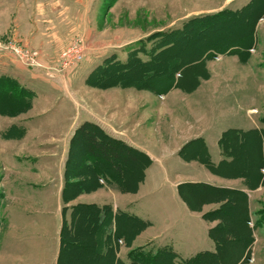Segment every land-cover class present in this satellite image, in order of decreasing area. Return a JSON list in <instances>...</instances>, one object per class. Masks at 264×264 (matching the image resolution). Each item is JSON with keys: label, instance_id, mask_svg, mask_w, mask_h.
<instances>
[{"label": "rangeland", "instance_id": "1", "mask_svg": "<svg viewBox=\"0 0 264 264\" xmlns=\"http://www.w3.org/2000/svg\"><path fill=\"white\" fill-rule=\"evenodd\" d=\"M250 1L0 0V59L5 60L6 54L14 63L6 68L0 64V76L14 77L21 88L35 95L28 112L11 113L0 105V111L4 110L0 113V264H20L12 262L15 251L11 250L16 249L19 230L25 225L39 241L30 236L32 241L22 242L20 249L25 247V253L32 259H47L45 249L54 236L51 222L54 221L55 193L60 195L62 215L68 212L70 221L73 212L68 204L76 200L75 196L83 191H97L99 186L93 175L82 183L93 171L88 166H80L83 176L75 178L77 184L82 181L79 186H67L66 194L61 189L67 180L64 174L73 133L85 121L96 124L95 115L100 114L102 119L113 118L115 123L123 124L134 139L138 137L144 142L151 139V134H166L164 124L184 117L188 120V131L202 132L208 146H214V151L210 150L213 163L218 162L217 138L220 137L209 132L213 121L219 119L223 131L262 128L264 0ZM244 5L248 8L239 17L229 12ZM212 13L217 14L201 17ZM253 27V48L241 59L231 47L237 41L247 40L248 29ZM113 44L116 46L112 47ZM157 46H170V49L146 68L145 75L140 70L133 75L128 84L138 87L137 92L131 91L135 94L103 87L98 83L101 80L98 75H91L88 82L89 74L103 60L115 57L124 62L127 54L139 47L145 49L140 57L146 61ZM18 52L24 56L22 60ZM155 67L161 71L154 70ZM174 72L180 74L177 81ZM49 83L55 84L54 88L49 87ZM191 83L194 88L188 89ZM159 86H163V90L156 92ZM0 99L5 105L4 94ZM214 100H221L224 105L216 111L215 118L210 119L206 107ZM231 106L238 108L233 112ZM165 113H174L173 118ZM219 113H232L236 117L218 116ZM247 132L250 142L239 147L233 145L230 163L221 162L196 176L203 181L200 185L203 190L199 188L202 192L194 196L196 184L186 180L174 187L181 198L184 192L189 211L193 210L195 197L206 204L202 220L208 223V234L216 242L209 239L207 232L204 238L215 244L218 257L215 261L203 258L201 264H264V148H258L255 132ZM158 149L161 150L160 144ZM83 150L82 145L74 143L68 166L70 172L77 169L72 164L78 163ZM192 152L188 145L182 151L188 157ZM177 155L181 156L180 150ZM196 167H200L199 164ZM205 178L213 184L206 183ZM158 189L165 195L164 209L169 210L167 206H174L175 193L171 182L158 183ZM150 190L154 189L147 182L139 194L127 196L133 197L129 211L144 220L145 212L147 219L150 218ZM137 192L138 189L129 193ZM189 192L192 196L187 195ZM248 200L251 213L255 215L249 226L244 221ZM201 211L203 208L196 212ZM215 211L219 212L214 220L206 219L210 218L206 213ZM144 224L141 228H148V224ZM214 227L216 230L210 233ZM159 229L158 226L149 228L143 237L153 236ZM74 233L70 243L86 245L83 251L77 250V246L69 250L70 254L65 256L64 253L62 264L71 257L72 264H86L83 259L87 254L83 253L91 248L88 253L92 259L96 252L92 235L77 229ZM210 245L211 249L201 250L214 251V245ZM120 251L122 261L128 262L124 245ZM182 258L180 254L178 260ZM91 259L90 264H109Z\"/></svg>", "mask_w": 264, "mask_h": 264}, {"label": "crops", "instance_id": "2", "mask_svg": "<svg viewBox=\"0 0 264 264\" xmlns=\"http://www.w3.org/2000/svg\"><path fill=\"white\" fill-rule=\"evenodd\" d=\"M114 46L116 45L113 44L112 47ZM107 50L103 53L106 54L108 52ZM0 64L5 66L6 68L9 67L10 65L12 66V64L14 63L5 54V60L2 61V59H0ZM100 64H102V62ZM48 86L54 88L55 84L49 83ZM112 89L123 90V92H126L128 94H135V93H131V91L137 92V90L134 88H127V89L112 88ZM223 105L224 103L221 100H214L213 102L208 103L206 107V109L209 111L208 118L214 119L217 114L216 111L219 108H223L222 107ZM236 108H238V106H235V108L234 106H231V111L234 112ZM165 114L169 115V118L171 119L173 118L172 116L174 113H165ZM190 114L192 115L193 113ZM225 114L230 115L233 118L236 117L232 113H219L218 116H224ZM95 117L97 121L96 124H98V126L101 129H103L106 134H108L109 136L115 139H120L130 147H133L139 151L144 152L146 155L149 156L151 160L150 166L147 167V169L145 170L144 180L137 188L138 189L137 193L123 194L118 190H116L115 188L105 185L104 182L100 180L98 184L99 187L96 188L97 191H94L95 189L90 190V192L83 191L82 194L75 196L76 200L74 202L68 204L70 208L78 204L96 205L100 207L109 206L110 214H111L110 216L113 222V225L111 224L112 225L111 230L114 231L118 227L120 231H123L124 233L122 234L123 237L126 236L125 239L123 237L121 238L119 237L118 239H115L112 236L111 239H109L108 243H106V240L104 241V239H102L99 234L97 236H94L93 233L91 234L90 224L83 226L84 228L83 230L85 229L89 230V232L87 231V235L93 236V243L95 240L99 241L100 248H98V251H96L95 253H99L102 258L104 255H107L109 260L108 262H110V264H115L117 262L126 264L127 262H123L121 259L120 250L122 245L126 247L127 255L128 252L133 249H139L144 247L146 249L153 248L155 250L157 248L167 246L170 247L173 250V252L176 253L177 259L178 256H180V254L183 255L182 258L183 260L193 258L199 253L209 252V251H203L201 249H211L210 244L214 245V251L212 252H215L216 250L215 244L208 243L207 239L204 238V232L205 233L207 232L208 234V229H209L208 223H205L202 220V216H201L202 212H206L204 210L206 204L203 203L204 201L202 202L200 201V199H196L197 197H195V201L193 200L192 202L193 210L189 211L186 206V199H184L185 198L184 192L182 193V198H181V196H179L178 194V191L176 192V190L174 189V187L177 184H179L182 181L184 182L185 180H186L185 182H191L192 184H196L197 188H202V186L200 185L203 183V181L196 178V176L201 175L203 172L202 170H205V172H207L206 171L207 168L197 158H192L193 154L189 155L190 158L185 159L182 156L179 157V155H177V152L178 150L181 151V149L187 145L188 147L191 148V146L189 145H193V142L197 140H201L207 152L209 160L214 167L219 165L221 162L228 164L231 161V159L222 152L221 147L219 145V140L225 131L236 128H229L223 131L222 129H224V126H222V123L219 122V119L213 121L212 125L209 126V132H211V134L220 135V137L218 136L219 138H217L218 140L216 139L217 146L219 149L217 154L218 162L213 163L211 160L212 155L210 153V150L213 149L211 151H214V146H212V144L211 146H208L205 135L202 132L188 131L186 129L187 126L186 123L188 120L184 117H182L181 119L177 118L178 120L176 119L171 123L167 122V124H164L163 127L165 132H167L166 134L163 133L159 135L151 134L149 135V138L151 139L149 141H146L144 139L145 142L138 137L134 139V135L132 134L129 135L128 134L129 132H127L128 130L124 128V125L115 123L116 121H114L113 118L102 119V116L100 114L95 115ZM200 118L202 119L203 116L201 115ZM75 127L73 129H75ZM260 129L255 128L250 130L260 131ZM237 130L241 132L250 131V130H241V129H237ZM27 133H29V130L27 131ZM159 144L161 150L158 149ZM196 144H197L196 146L198 147L196 148L197 149L196 151L198 153L199 151H202V153H204L203 148H201L199 145V142ZM217 155L214 154V156ZM196 164H199L200 167H196ZM207 176L208 175H205V177ZM206 181L213 184L212 181H209L207 179L205 180V182ZM147 182H150L154 189L149 191L150 203H149L148 213L150 214V218H149L150 220L147 219L148 216L147 212H145V220L142 219L141 216H138L130 212L129 209H131L130 207L133 203V197H127L128 194H136V195L139 194V192H141V188L145 186ZM162 182H171V186L173 187V190H175L177 196L175 197V193H173L174 199L172 202L174 206H167L169 210L164 209V205L166 204L165 195L162 190L158 189V183H162ZM63 186L64 185H61V189H63ZM221 187H225V186H221ZM226 187L229 188V186ZM26 190L29 191L27 188ZM187 195L192 196L190 192ZM59 196L60 195H58V193H55L56 202H55V212L53 214L54 221L51 222V229L54 232V236L50 241L49 244L50 246L48 245V249L47 248L45 249L48 258L47 259L41 258L35 260L30 258V256L27 255V253H25V247L22 248V250L20 249V244H22V242L25 243L32 241V239L30 240V236H33V239H36V242L39 241L37 240V235H35L33 232H30V228H27L28 225H25L22 226L19 230L20 232V235L18 234L19 241L14 244V246H16V249L13 248L15 250L13 249L11 250L12 253L13 251H15L14 253L15 256H13L12 262L14 263L19 262L20 264H62V258L64 253L65 256L66 254H70L69 250H73L72 248H75L77 246H78L76 248L77 250L79 251L84 250L86 243L79 245L76 243V241L72 243L71 246L68 245L66 248H64V250L62 248L61 230L64 220L65 219L68 220L67 219L68 212H66L64 216L62 215L61 210L63 205L60 204V200L58 198ZM246 206L249 207V209L247 210L248 211L247 216L249 218V223H250L252 219V215L253 216L255 215L251 213L249 200L246 203ZM189 208H191V206ZM202 208L203 211H201L200 213L196 212L197 210H200ZM134 219L141 220L144 223L146 222L148 224L147 226L148 228L142 229L138 225V223L134 221ZM155 226L160 227V229L156 232V234H154L153 236L149 234L143 237V234L146 233L149 228H153ZM73 235H75V233H73ZM209 239L213 242V240L210 237ZM155 242L156 245H154ZM149 245L151 248L148 247ZM83 254H88V253L84 252ZM70 260L73 261V258L71 257L69 258V260L66 259V264H72L70 263ZM84 261L85 260L83 259V262Z\"/></svg>", "mask_w": 264, "mask_h": 264}, {"label": "trees", "instance_id": "3", "mask_svg": "<svg viewBox=\"0 0 264 264\" xmlns=\"http://www.w3.org/2000/svg\"><path fill=\"white\" fill-rule=\"evenodd\" d=\"M247 8L248 5H245L241 9L234 11H229V10L227 11L233 12L231 14H235L234 16L239 17V15L242 14V12L245 11ZM248 11L246 12L250 13ZM215 14L217 13H212L201 17L203 19L205 16H212ZM253 22L255 23V21ZM254 30L255 27L248 29V33L246 35L247 40L243 42L237 41V43L235 44L231 43L234 45L233 47H231V49L235 50V55L237 57L241 59H245L246 57L244 56L247 55L246 53H249V50L253 48ZM168 49H170V46L162 47V48L161 47L158 48L157 46L154 52L152 51L150 52L149 55L150 57L146 61H144L140 57V55L144 53L143 50L145 49L139 47L129 52L124 62L116 60L115 57L110 59H105L102 61V64L95 67L93 72L89 74L87 80L88 82H90L89 79L91 78V75L93 76L94 74L95 76L98 75L101 78V80H99L98 83L105 88H121V89L134 88L137 90L138 89L137 86H135L134 84H128L129 81H131V78L134 77L133 75L136 74L139 70L141 71V73H144L146 68L148 66H151L152 63L155 61V59L158 56H161ZM242 55L244 56L242 57ZM154 70L161 71L160 69H158V67H155ZM178 73L174 72L173 74V76H175L174 77L175 81H177L178 79L176 77L180 76V74ZM145 74L146 72L144 73V75ZM263 80H264V76H263ZM19 84L20 83L18 82V80L10 75L0 76V96H3V94L5 96V105L4 102L0 101V105L4 106L2 107V109L8 110L11 113H24L30 110L29 106L31 107L35 95L33 94L32 91L21 88L22 86H20ZM15 88H17V91H15ZM158 88L160 89H155L156 92H158V90H163V86L162 87L159 86ZM187 88L193 89L194 84L191 83L190 85H188ZM11 94L13 96H11ZM3 111L4 110L0 111V113H2ZM260 123L262 125L260 131L258 132L255 130L252 132L256 133V137L258 140V148L262 150L264 148V118L260 120ZM248 133L249 132H241L238 130H229L223 133L219 140V145L221 147L222 152L232 160L233 158L232 153L234 150L233 145L235 144L236 146L239 147L241 145L243 146V144H247L249 141V140L247 141V139L249 138L247 136ZM197 141L199 142L200 147L203 148L204 153H202V151H199L200 153L199 154L196 151L197 149L195 150V147L197 145L196 143H198ZM197 141L193 142V145H189L191 146V150L194 152V153L192 152L193 153L192 158H197L202 164L206 166L207 169L209 170L214 169V166L209 160V157L203 146L202 141L201 140H197ZM74 143L82 145V147H84V150L81 153L82 156L78 158V163L72 164V166L76 167L77 169L74 170L73 172L72 171L70 172L68 170V166H70L69 161L72 158L71 150L72 147L74 146ZM184 148L181 149V156L185 159L186 157L190 158L186 156L185 153H182ZM195 151L197 152V155ZM259 155H260L259 160L260 163L262 164L261 151ZM150 164H151V160L149 156L146 155L144 152L128 146L121 140L109 136L108 134L103 132V130L96 124L90 122H83L81 125H79L76 128L70 141V151L66 162L67 169L65 170V174H64L67 180L65 181L62 192L66 194V192L68 191V190L66 191L67 186L75 187L81 184L82 181L80 182V184L75 183L76 180L75 178H78L79 176H83L82 173L83 170L80 169V166L81 167L88 166L89 168L93 169L92 173L88 174V176L85 177V180H83L82 183L90 180L91 179L90 175H93L97 179L98 184L99 181L102 180L105 185L115 188L121 193L134 192L137 190L138 186L143 182L145 176V170L147 169V167L150 166ZM201 189L196 188L195 189L196 192H194V196H196L197 192L198 193L202 192ZM67 200H69V198ZM71 210L73 213L70 218V221L68 222V220L65 219L62 225L61 242H62L63 250L68 245L70 246L72 245V243H69V241L75 236L73 235V233L76 231V229L77 231L89 232V230L87 229L83 230V226L88 224H90L91 227V231H90L91 234L93 233L94 236H97L99 234L101 238L104 239V241L106 240V243H108L109 239H111L112 236L115 239H118L119 237L120 238L123 237L122 234L124 233L123 231H120L118 227L114 231L111 230L113 222L110 216L111 214H110L109 206L100 207L96 205L78 204L76 206H73ZM219 211L206 213V215L208 214L207 216L210 217L206 219L214 220L216 214ZM245 213L247 215V210ZM134 221H136L140 227L145 225L144 222H142L141 220L134 219ZM244 221L248 225L249 223L248 216L245 217ZM79 225L80 227H82V229L78 227ZM248 226L247 228L250 229V227ZM216 228L214 227L213 229H211L210 233H213L216 230ZM125 237L126 236H124L123 238L125 239ZM209 237L213 241H215L210 234ZM93 246L95 248V251H98V248H100L99 241L95 240ZM90 250L91 248L87 249V253ZM90 256H91L90 253H88L85 256L84 260L86 264H90L89 262L91 259ZM207 257L209 258V260L215 261L216 258L218 257V252L217 251L203 252L197 254L193 258L178 261L176 253L173 252V250L170 247L164 246L161 248H157L155 250L153 248L146 249L143 247L129 251L127 255L128 262L126 264H201L202 259ZM103 258L99 253H94L91 261L94 262L97 260L96 263L107 262L110 264V262H108L109 260L107 255H104ZM116 264H123V263L117 262Z\"/></svg>", "mask_w": 264, "mask_h": 264}, {"label": "built area", "instance_id": "4", "mask_svg": "<svg viewBox=\"0 0 264 264\" xmlns=\"http://www.w3.org/2000/svg\"><path fill=\"white\" fill-rule=\"evenodd\" d=\"M17 55L19 56V58H20L21 60H22L23 57H24V56L22 55V53H19V52L17 53ZM25 58H26V57H25ZM30 59L32 60V56H30Z\"/></svg>", "mask_w": 264, "mask_h": 264}]
</instances>
